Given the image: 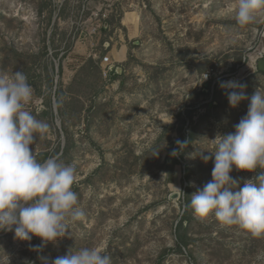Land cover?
<instances>
[{
  "label": "rangeland",
  "instance_id": "obj_1",
  "mask_svg": "<svg viewBox=\"0 0 264 264\" xmlns=\"http://www.w3.org/2000/svg\"><path fill=\"white\" fill-rule=\"evenodd\" d=\"M234 3L0 0V75L27 76L33 95L25 108L49 124L31 147L41 162L56 157L75 165L73 190L85 212L55 243L0 231V256L8 254L11 264H51L72 248L95 246L112 264H260L255 257L264 237L223 226L214 216L201 220L185 204L212 179L211 140L233 132L251 96L264 92L258 68L264 14L241 28L228 12ZM108 4L110 28L99 29L102 22L92 13ZM106 37L116 51L119 43L128 48L110 73L103 61ZM93 49L99 59L89 57ZM230 79L247 86L249 99L236 108L219 86ZM201 151L212 159L193 158ZM231 175L242 187L256 173L234 169ZM186 213L183 229L192 241L183 248L177 238Z\"/></svg>",
  "mask_w": 264,
  "mask_h": 264
},
{
  "label": "clouds",
  "instance_id": "obj_2",
  "mask_svg": "<svg viewBox=\"0 0 264 264\" xmlns=\"http://www.w3.org/2000/svg\"><path fill=\"white\" fill-rule=\"evenodd\" d=\"M228 12L243 28L264 14V0H235ZM219 86L233 108L249 99L246 84L239 80L220 81ZM32 95L23 72L11 77L0 75V231H14L15 238L22 241L35 236L45 244L55 243L69 229L72 232L85 212L73 190L75 165L56 157L41 162L31 147L36 134L49 129L48 123L25 108ZM211 141L212 179L191 195L194 215L201 220L214 216L223 226H236L253 237H264V92L258 89L251 96L247 113L234 125L233 132L217 134ZM176 143L186 148L188 142ZM204 152L193 153V158L199 155L208 162L212 156ZM171 154L176 156V150ZM234 169L256 175L241 187L231 175ZM255 259L264 264V250ZM0 264H11L8 254L0 256ZM51 264H112V258L95 246L75 247Z\"/></svg>",
  "mask_w": 264,
  "mask_h": 264
},
{
  "label": "trees",
  "instance_id": "obj_3",
  "mask_svg": "<svg viewBox=\"0 0 264 264\" xmlns=\"http://www.w3.org/2000/svg\"><path fill=\"white\" fill-rule=\"evenodd\" d=\"M92 63H94L93 60H91L89 64H92ZM60 72L62 73V67L60 68ZM59 95H60V92L57 91V93L55 94V98H56V102L58 104L59 111H60L61 105H60V96ZM170 155L168 156V158L172 159L173 165L178 164L179 160L175 157L171 158ZM43 157H45V156H43ZM190 200H191L190 198H187V201L185 203L187 205V208H188L187 213L191 210ZM187 213L181 219L180 226L178 228L179 234H178L177 241H178L179 246L183 247V248L189 247V244L192 241V239H190L188 236V230L186 229L187 226H185V229H183V225H186V221H189V217L187 216Z\"/></svg>",
  "mask_w": 264,
  "mask_h": 264
},
{
  "label": "built area",
  "instance_id": "obj_4",
  "mask_svg": "<svg viewBox=\"0 0 264 264\" xmlns=\"http://www.w3.org/2000/svg\"><path fill=\"white\" fill-rule=\"evenodd\" d=\"M111 7H112V5L111 4H108V5H106V8H105V10L104 9H102V10H100L98 13H96V14H94V13H92V16L93 17H95V18H97V19H99L102 23L98 26L99 27V29L101 28H107V26H108V22H107V20L109 19V17H110V15H111V12H112V10H111ZM110 47V44L109 43H106V44H104V49H108ZM89 57L90 58H92V59H99L100 58V56H99V53L98 52H96L94 49H93V51L89 54ZM103 61H104V63H107V66H109L108 67V69H107V71H106V73L107 72H111L112 71V69H113V62L110 60V57L109 56H105V57H103ZM37 154L39 155V152L37 151ZM37 155V156H38Z\"/></svg>",
  "mask_w": 264,
  "mask_h": 264
},
{
  "label": "crops",
  "instance_id": "obj_5",
  "mask_svg": "<svg viewBox=\"0 0 264 264\" xmlns=\"http://www.w3.org/2000/svg\"><path fill=\"white\" fill-rule=\"evenodd\" d=\"M123 24V23H122ZM123 26L126 28V29H128V27L127 26H125L124 24H123ZM108 28H110V25H109V23H108V26H107V28H106V30L108 29ZM115 34H117V33H115ZM128 34H129V38H128V40H131L132 38L130 37V31L128 30ZM106 43H109L110 44V47L108 48V49H104V50H106L107 51V56H109L110 57V60L113 62V63H118V62H120V61H123L124 59H125V57H126V53H127V50H128V48H127V46L126 45H123L122 43H119V45L121 46L120 47V51L118 52V51H116V47H117V44L114 46H112V44L114 43V39L112 38V37H110V38H107L106 37V40H105V42H103V47H104V44H106ZM123 47H125L126 48V53H125V55H122V54H119L120 52H121V50L123 49ZM104 54V53H103ZM118 74V73H117Z\"/></svg>",
  "mask_w": 264,
  "mask_h": 264
},
{
  "label": "water",
  "instance_id": "obj_6",
  "mask_svg": "<svg viewBox=\"0 0 264 264\" xmlns=\"http://www.w3.org/2000/svg\"><path fill=\"white\" fill-rule=\"evenodd\" d=\"M59 68V66L57 65V69ZM258 68H259V70L262 72V71H264V60H261L259 63H258ZM58 71V70H57ZM117 72H121V69H118V71ZM56 83H58V81L56 82ZM54 108H55V111H56V101L54 100ZM173 197L174 198H178V195L177 194H174L173 195Z\"/></svg>",
  "mask_w": 264,
  "mask_h": 264
},
{
  "label": "bare ground",
  "instance_id": "obj_7",
  "mask_svg": "<svg viewBox=\"0 0 264 264\" xmlns=\"http://www.w3.org/2000/svg\"><path fill=\"white\" fill-rule=\"evenodd\" d=\"M134 17V16H133ZM128 21V20H126ZM131 23L134 25V30H135V33L139 27V17L136 16L135 19L133 21H131ZM133 34V33H132Z\"/></svg>",
  "mask_w": 264,
  "mask_h": 264
}]
</instances>
